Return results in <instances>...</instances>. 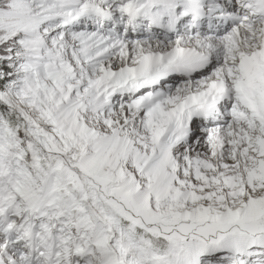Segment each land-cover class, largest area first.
<instances>
[{
  "label": "snow or ice",
  "instance_id": "obj_1",
  "mask_svg": "<svg viewBox=\"0 0 264 264\" xmlns=\"http://www.w3.org/2000/svg\"><path fill=\"white\" fill-rule=\"evenodd\" d=\"M0 264H264V0H0Z\"/></svg>",
  "mask_w": 264,
  "mask_h": 264
}]
</instances>
